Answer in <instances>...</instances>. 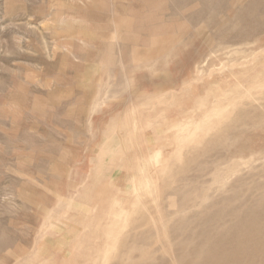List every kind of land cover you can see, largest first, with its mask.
<instances>
[{
  "label": "rangeland",
  "instance_id": "rangeland-1",
  "mask_svg": "<svg viewBox=\"0 0 264 264\" xmlns=\"http://www.w3.org/2000/svg\"><path fill=\"white\" fill-rule=\"evenodd\" d=\"M173 1L0 0V264H178L171 225L264 211V0Z\"/></svg>",
  "mask_w": 264,
  "mask_h": 264
},
{
  "label": "bare ground",
  "instance_id": "bare-ground-1",
  "mask_svg": "<svg viewBox=\"0 0 264 264\" xmlns=\"http://www.w3.org/2000/svg\"><path fill=\"white\" fill-rule=\"evenodd\" d=\"M191 1H196L201 5L200 11L199 12H197V11L196 12L185 11L184 13L179 14V16H178L179 18H185L186 20H190V21H194L196 19H199L201 17V13L205 9L204 6L206 5V7H207V5H208L207 2L209 0H191ZM181 2H182V0H174L173 5H179ZM256 2H257V0H256ZM230 5H229V7H230ZM222 6H224V4H222ZM255 7H257V6H253L251 9L254 11ZM187 12H188V15H186ZM220 12H221V9H220ZM175 16H176L175 13L171 14V17H175ZM224 18H226V17H224ZM220 20H222V19L220 18ZM226 21H228V20H226ZM200 25H202V27L204 26L203 24H200ZM164 38L168 39L166 37H163V39H162L163 41H164ZM211 40L214 41L213 39H211ZM162 44H164V43H162ZM162 44H160V45H162ZM214 44L215 43H213V44L210 43L209 46L210 45L214 46ZM206 46H208V45H206ZM168 47L170 48V44L168 45ZM162 50H163V48H162ZM208 50H209V48H208ZM166 52H167V50H166ZM212 53H210V54H212ZM198 63H199V61H198ZM256 146L257 145L254 144V146H250V147L248 146V148L239 149L238 152L250 150V149L256 148ZM233 178H234V176H233ZM237 180H239L241 182V184H239L240 182H237ZM242 181H243L242 178H240V177L237 178L236 180H234V182L230 186V189L233 192H235L236 191L235 189H237V188L240 189V187L243 186ZM207 185H208V183H207ZM196 187H198V188L196 189L193 186V190L191 192V198L189 199V201H187L185 199L184 189H182V188L168 187L164 191L166 192V191L171 190V193H170L171 195H180L182 197V200L179 201V203L177 205H178V210H183V209L188 207V203H190L191 205H197L200 201H203L204 198L207 197V190H205V186H203V188H202V187L196 185ZM206 188H207V186H206ZM253 188H254V190H257V192H258V190H260L262 188L264 189V185L263 184L260 185L258 183H255V187L253 186ZM165 192H164V194H165ZM186 194L188 195V193H186ZM166 195H168V194H166ZM256 199L257 198L252 196V194H250V195L247 194V195H245L244 199L241 201L240 207L235 208V209H231L227 213H225V215H224V198H222L219 201L211 202L210 204H208V206L206 207L207 209L205 210L206 212L204 211V214H205L204 220H199L198 218L195 219L194 221H189V222H188V220L187 221L181 220V222H177V225H173V226L171 225L169 227V229L171 231H173V233L179 237L175 241V243L173 244L174 248H175V251H174L175 257L174 258H175V260H177V263L178 264H264V211L260 212V207L257 205L258 201H255ZM260 199L262 200L263 197ZM198 200H199V202H198ZM228 201H229V199L225 200V202H228ZM194 202H195V204H194ZM231 204L232 203H230V206H231ZM232 207H233V205H232ZM258 212L262 213V214H259ZM196 214H198V213H196ZM137 216H136V218H137ZM168 216H169V214H168ZM141 217H140V219H141ZM142 218H144V217H142ZM213 218L216 220V224L213 226L207 225L205 220L208 221V220H212ZM226 218H230L232 220V222L229 224L228 223L224 224V220ZM134 221L136 222L137 219H135ZM142 222H143V220H139V222H138L139 224L136 223V224H132V225L134 227H139V228H142V226H144L147 229L149 227V225H147V222L146 223L143 222L144 225H142ZM134 227H133V229H134ZM145 231H147V230H145ZM143 232L144 231H142V233L140 234L142 237L128 235V240H126V241H128V243L130 242L129 246H132V244L135 243L137 240H143L144 241V239H145L146 241H148V238H143L145 236V235H143ZM0 243H2V242H0ZM5 243H4V246H5ZM2 248H3V246H2ZM8 248H9V246H8ZM125 248H126V246H125ZM184 248H188L190 253L184 254V252L182 251ZM124 252H126V251L124 250ZM148 253H146V254H148ZM151 255H153V254H151ZM126 259H129V258H126ZM119 260L121 261L120 258H119ZM126 263L124 262V264H126ZM127 264H141V263L139 261H137V262L132 261V262L127 263ZM144 264H146V263H144Z\"/></svg>",
  "mask_w": 264,
  "mask_h": 264
}]
</instances>
